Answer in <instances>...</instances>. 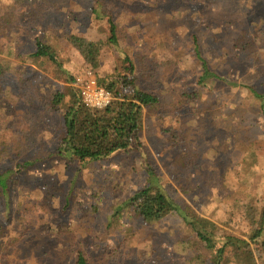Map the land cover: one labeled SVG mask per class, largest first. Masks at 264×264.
Wrapping results in <instances>:
<instances>
[{"label":"rangeland","instance_id":"1","mask_svg":"<svg viewBox=\"0 0 264 264\" xmlns=\"http://www.w3.org/2000/svg\"><path fill=\"white\" fill-rule=\"evenodd\" d=\"M21 4L41 6L43 12L32 16L29 27L10 33L16 41L0 47L8 67L0 92V169L10 166L21 173L13 177L8 196L0 197V222L9 221L8 244L16 246V264H59L32 251L62 226L87 257L103 254L110 264H207L209 256L183 214L224 227L236 201L240 214L250 201L263 204L264 115L251 90L264 93V0ZM5 6L11 7L12 0H0V8ZM110 22L113 43L108 41ZM69 34L100 42L96 67L66 41ZM193 37L217 78L201 82ZM36 38L51 48L62 71L46 58L29 57ZM125 59L139 87L158 99L143 109L140 145L97 162L60 155L62 116L72 105L64 80L71 76L76 87L77 78L97 83L124 75ZM55 90L64 97L51 111ZM23 162L26 168L16 167ZM251 170L253 176L246 179ZM148 171L151 184L182 215L173 210L145 223L128 207L132 194L149 183ZM27 207L29 215H22ZM251 249L260 264L263 251L256 243Z\"/></svg>","mask_w":264,"mask_h":264},{"label":"trees","instance_id":"2","mask_svg":"<svg viewBox=\"0 0 264 264\" xmlns=\"http://www.w3.org/2000/svg\"><path fill=\"white\" fill-rule=\"evenodd\" d=\"M21 3L22 0H12L11 7L0 8V47L10 40L16 41L17 38L13 39L10 33L19 32L29 27L34 21L32 16L36 12L39 17H42L41 6L31 8ZM21 6L26 9L24 10ZM97 13L99 14V12ZM65 39L76 47L86 62L93 67L97 66L95 57L100 42H89L71 34L67 35ZM108 41L115 42V27L112 22H110ZM34 46L36 50L29 55L30 58H46L55 65V69L62 71L53 51L43 40L36 38ZM193 53L194 58L201 65V82L217 78V75L209 69L206 61L201 57L195 37H193ZM14 55H18V53L14 52ZM125 62L127 66L123 68L124 75L119 74L109 79L106 77L97 79L98 87L111 94L109 105L100 110L90 109L83 105L78 89L72 86L73 78L71 76L64 80V83L68 84V94L72 99V105L62 116L64 133L57 147L60 155L72 157L80 163L97 162L108 159L116 153L128 151L134 145H140L138 132L143 109L155 106L158 99L139 87L137 78L133 75L131 63L127 59ZM7 70V65L0 59V92L7 79ZM65 75L67 76L66 73ZM251 91L259 101L260 109L264 115V93L259 94ZM63 97L64 93L55 90L49 102L51 111H57ZM15 165L16 167L21 165L20 168L24 169L28 164L23 162ZM148 172L147 182L149 183L132 194L128 199V207L145 223L158 222L173 210H177L182 215L183 212L179 211V208L166 193L151 184L150 181H153L154 178L152 172ZM18 173L20 170L10 166L0 169L1 198L8 196L9 187L14 182L13 177ZM253 173L252 170L247 173L246 179L253 176ZM237 209L236 201L235 204H232L227 220L222 223L224 227L215 226L197 216L183 214L186 224L190 226L191 232L194 234L193 238L201 243V251L204 255L209 256L207 264H259L251 249L254 243L258 244L263 251L260 264H264V198L261 206H254L251 201L247 203L242 214L238 213ZM27 210L28 207L23 209L22 215H29ZM244 222L248 224V227L246 225L241 227ZM8 225L9 221L0 222V264H16L18 262L17 258L13 256L16 246L8 244ZM52 235L57 237L55 241L52 240L54 237L49 238L51 240H47L36 249L34 248L32 252L44 258L57 260L59 264H68L71 258H74L73 264H110L109 260L102 256L103 254H99L95 258L87 257L80 246L74 242L71 231L66 226L60 227L57 233H52ZM200 264L206 263L201 261Z\"/></svg>","mask_w":264,"mask_h":264},{"label":"built area","instance_id":"3","mask_svg":"<svg viewBox=\"0 0 264 264\" xmlns=\"http://www.w3.org/2000/svg\"><path fill=\"white\" fill-rule=\"evenodd\" d=\"M75 85L79 89L86 107L100 110L107 107L111 102V94L105 89L98 87L93 78L87 81L77 78Z\"/></svg>","mask_w":264,"mask_h":264}]
</instances>
